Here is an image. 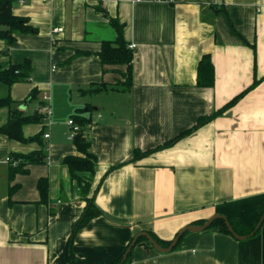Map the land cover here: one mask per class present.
Returning <instances> with one entry per match:
<instances>
[{
  "label": "crops",
  "instance_id": "obj_1",
  "mask_svg": "<svg viewBox=\"0 0 264 264\" xmlns=\"http://www.w3.org/2000/svg\"><path fill=\"white\" fill-rule=\"evenodd\" d=\"M35 32L0 38V64L28 60L29 79L0 82L25 114L40 111L51 97L50 123H28L26 137L45 129L43 163L16 175L10 195L7 157L40 149L0 133V264H70L71 233L86 201L63 158L78 154L68 123L84 109L92 118L85 133L97 156L91 196L102 214L73 239L75 264H111L134 238L153 232L174 240L187 226L222 214L255 222L264 205V0H15ZM109 17L125 24L133 48L129 90L86 92L95 82L122 78L96 54L117 32ZM62 31L52 33L53 28ZM77 50L88 55H74ZM209 53L215 67L211 87L198 85V64ZM55 66V67H54ZM236 103L175 145L132 160L195 125L251 86ZM117 86V85H116ZM37 97L29 99L33 89ZM89 106L92 110H89ZM10 109H0V126ZM49 133V137L45 134ZM88 176L89 174H82ZM49 179V202L41 203L37 182ZM12 183V184H13ZM161 248H167L160 244ZM130 247V246H129ZM126 264H264L260 231L237 238L219 227L190 231L169 251L150 242L135 244Z\"/></svg>",
  "mask_w": 264,
  "mask_h": 264
},
{
  "label": "trees",
  "instance_id": "obj_2",
  "mask_svg": "<svg viewBox=\"0 0 264 264\" xmlns=\"http://www.w3.org/2000/svg\"><path fill=\"white\" fill-rule=\"evenodd\" d=\"M15 0H0V38L7 40L8 45L12 44L17 34L20 33H29L35 32V27L30 23V20L26 16H21L15 14L13 11V4ZM110 23L114 27L117 32V37L114 40H104L102 41L101 49L96 53L104 65V71H106V65H124L126 66L125 71L117 69V72L124 78V80L119 79L115 85H110L107 82H95L92 83L91 87L86 90V92L97 93L105 90H113L119 89L118 86L123 87V89L129 90L133 83V59H134V51L133 48L129 46V42L124 37V27L125 24L121 22L116 17H109ZM3 51H0V56ZM90 51L77 50L74 55H88ZM29 71H30V62L28 60L19 64H11L8 67H5L0 64V82L5 83L7 85H12L18 81H24L29 79ZM215 82V67L212 60V56L209 53L204 54L198 64V85L202 87H211ZM258 80H255L254 83L226 103L223 107L215 111L213 114L208 116H202L199 118L198 122L192 127L186 129L185 131L179 133L175 137L165 141L162 144L154 148H150L148 150H140L136 148L134 150V157L132 160H136L138 158H142L146 155H149L155 151L171 147L175 145L180 139L189 135L200 126L207 123L209 120L214 118L216 115L220 114L230 106H232L236 101H238L249 89H251L254 85H256ZM117 85V86H116ZM37 89L34 88L29 99H34L37 97ZM2 107H8L10 109L9 117L6 123L0 126V133L7 135L9 138L16 139L19 141H37L42 146L40 149L34 150L29 153H14L11 155L12 161L10 162V170H9V182H10V195H12L17 187L18 183H13L17 174L28 173V166L30 164H38L43 163L47 157V151L44 148V144L42 141V137L44 135L45 129L41 132L26 137L23 132V126L28 123H38L44 122V115L35 111L32 114H25L24 110L20 109L16 106L15 100L12 98L10 94L6 96L0 97V109ZM89 110H92V107L89 106ZM84 109H79L76 113L73 114V120L80 125V130L75 135L73 142L78 150V154H70L63 158L64 164L69 167L70 174L72 179H75L80 187L82 192V197L86 201V206L76 222V225L71 233L68 245V260L70 264H75V258L73 254V239L76 233L86 226L89 221L99 215L102 214V210L98 207L96 203V194L98 188L95 192L90 196L91 189V179L92 175L95 172V167L97 164V156L91 149V142L88 136L85 133L87 125L92 122V118L86 116L84 114ZM89 174L88 176H84L82 174ZM13 183V184H12ZM37 187L40 192V202L48 203L49 202V179L47 176H42L39 178L37 182ZM264 214V205L261 208L260 217L251 224H245L240 220L227 216L233 225L235 231L239 235H250L262 215ZM206 220H199L197 223L202 225ZM264 222V221H263ZM209 227H219L221 231L232 234L228 226L226 224V220L224 218H217L213 221V223ZM260 231V228L257 230L255 234ZM190 231H187L182 235L184 237ZM160 244L164 246H170L172 240H162L155 233L149 232ZM254 234V235H255ZM233 235V234H232ZM181 237V238H182ZM180 238V239H181ZM142 241L150 242L148 237L145 235H140L137 239V244ZM180 241V240H179ZM151 243V242H150ZM130 245L126 248H129ZM125 254V253H124ZM124 254L118 257L111 264H126L128 262V256L124 260Z\"/></svg>",
  "mask_w": 264,
  "mask_h": 264
},
{
  "label": "water",
  "instance_id": "obj_3",
  "mask_svg": "<svg viewBox=\"0 0 264 264\" xmlns=\"http://www.w3.org/2000/svg\"><path fill=\"white\" fill-rule=\"evenodd\" d=\"M27 103L28 101H26L25 103H23L21 105V109H25L26 106H27ZM217 218H224L226 220V224L228 226V229L229 231L234 235L236 236L237 238H241V239H245V238H248L249 235H239L237 234V232L235 231L233 225L231 224L230 220L228 219L227 216L225 215H222V214H217L211 218H209L207 221H205L204 224L202 225H199L197 227H191V226H187L185 228H183L182 230H180V232L177 234V236L174 238V240L171 242L170 246H168L167 248H161L160 245H159V242L148 232H142L140 234H138L132 244L130 245V247L128 248L127 252H126V255L124 256V260L126 259V257L128 256V253L130 252V250L132 249V247L136 244L137 242V239L140 235H145L148 237L149 241L151 242L152 245H154L156 248L158 249H161V250H164V251H169V250H172L173 248L176 247L177 243L179 242L180 238L182 237V235L184 233H186L187 231H192V232H197V231H200V230H203V229H206L208 228L215 219ZM264 221V214L262 215L261 219L259 220L258 224L256 225V228L254 229V231L250 234V235H254L257 230L261 227L262 223Z\"/></svg>",
  "mask_w": 264,
  "mask_h": 264
},
{
  "label": "built area",
  "instance_id": "obj_4",
  "mask_svg": "<svg viewBox=\"0 0 264 264\" xmlns=\"http://www.w3.org/2000/svg\"><path fill=\"white\" fill-rule=\"evenodd\" d=\"M18 1L25 2L26 0H18ZM138 1H140V0H138ZM153 1H160V2L168 1V2H172L174 0H153ZM60 31H62V28L55 27V28H53L52 33L55 34V33L60 32ZM134 46H135V44L130 45V47H134ZM40 111L44 115V122L49 124L50 123V118H51V97L48 94H44V96H43V103H42V105L40 107ZM68 123L71 126V131H70V134H69V138L73 140L75 135L77 134V132L80 130V125L77 124L73 119H70L68 121ZM49 136H50L49 133L45 134V137H49ZM7 161L11 162L12 161V157L11 156L7 157Z\"/></svg>",
  "mask_w": 264,
  "mask_h": 264
}]
</instances>
